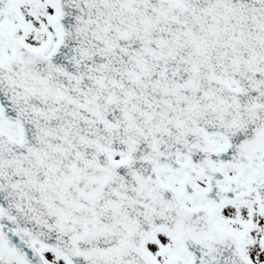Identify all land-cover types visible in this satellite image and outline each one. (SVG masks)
<instances>
[{"label": "snow or ice", "instance_id": "6c2138e0", "mask_svg": "<svg viewBox=\"0 0 264 264\" xmlns=\"http://www.w3.org/2000/svg\"><path fill=\"white\" fill-rule=\"evenodd\" d=\"M0 264H264V0H0Z\"/></svg>", "mask_w": 264, "mask_h": 264}]
</instances>
